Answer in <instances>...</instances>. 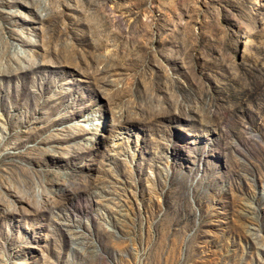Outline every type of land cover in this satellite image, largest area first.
Here are the masks:
<instances>
[{
	"label": "rangeland",
	"instance_id": "rangeland-1",
	"mask_svg": "<svg viewBox=\"0 0 264 264\" xmlns=\"http://www.w3.org/2000/svg\"><path fill=\"white\" fill-rule=\"evenodd\" d=\"M0 264H264V0H0Z\"/></svg>",
	"mask_w": 264,
	"mask_h": 264
}]
</instances>
